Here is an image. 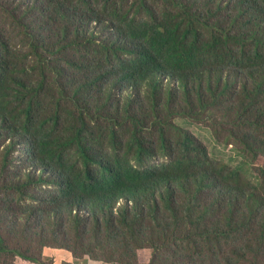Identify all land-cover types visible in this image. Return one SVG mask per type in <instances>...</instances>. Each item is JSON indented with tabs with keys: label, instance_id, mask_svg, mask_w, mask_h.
Listing matches in <instances>:
<instances>
[{
	"label": "trees",
	"instance_id": "trees-1",
	"mask_svg": "<svg viewBox=\"0 0 264 264\" xmlns=\"http://www.w3.org/2000/svg\"><path fill=\"white\" fill-rule=\"evenodd\" d=\"M241 1L0 0V264H264V0Z\"/></svg>",
	"mask_w": 264,
	"mask_h": 264
},
{
	"label": "rangeland",
	"instance_id": "rangeland-1",
	"mask_svg": "<svg viewBox=\"0 0 264 264\" xmlns=\"http://www.w3.org/2000/svg\"><path fill=\"white\" fill-rule=\"evenodd\" d=\"M191 1H195L197 2L198 5H203L204 0H191ZM218 1L221 6H225V4L227 3H232L235 2L236 0H216ZM240 3H243L241 0H237ZM171 83V85H174L176 88L172 89L169 93V95L167 96V98L165 100H167L168 102H172L174 104L175 108H179L183 105L184 100L186 99L182 93L180 92L179 89V83L170 81L169 79H165L164 78V85H169ZM251 84V80L249 78H238L235 79L234 81V89L231 90L232 93V99H231V103L233 105H236L238 103H241V98L244 97L245 92H243V87L246 86L247 89H249V86ZM176 89H179V93H176ZM193 93V89L192 86L190 85V96H192ZM192 109H194V106H192ZM140 111L143 112V110L141 109ZM163 121L164 124L163 125H159L156 126V129L162 130L165 134L168 135H172L173 133L176 132V128L175 126L171 123V119L170 118H166L165 120H160ZM158 122V121H157ZM252 124H255V119L253 117H251L250 119V125L249 127L253 128L255 130V132L257 133V128L261 129L262 127H264V122H258V124L256 126H253ZM183 125L187 126L189 131L202 143V145L207 149L208 155L210 157V159L212 160H218V161H222L224 163L227 162H231L228 164H232L235 166H240L242 167L243 170H247L250 172H258V169L260 167V162L258 163H248L246 162L247 159L241 157L231 146L229 145H219L214 141V137L212 136L211 132L200 125H187L186 123H184ZM252 131V129H251ZM2 133V132H0ZM142 135H140L141 137ZM17 151L14 154V166L15 167H19L21 169H26V170H30L33 168V166L30 164V162L28 161V154H27V149H28V144H26V141L23 140H17ZM1 150V149H0ZM154 163V162H153ZM203 176V182L204 184H209V181L211 180V178L213 177L211 173H205L202 175ZM211 186H213V182L210 183ZM263 196H264V191L262 192ZM204 198H201L200 200L203 201ZM211 199V198H210ZM157 201H159V199H157ZM200 201V202H201ZM263 207H264V203H263ZM247 219L249 220V222L253 223L255 222V218H252L247 215ZM243 237V235H241ZM52 249V248H51ZM56 249V248H53ZM55 251H61L64 252L65 250H55ZM150 250H142L138 252V259L140 262L142 263H147L149 258H150ZM69 255H63L60 253H56L54 256H47L42 254L41 258L45 261H51L52 264H101L98 261H93V260H89L88 258H83L81 259L79 262L78 260H76L75 258H73V256H71L70 253H68ZM62 255L61 258L57 259V257H60ZM251 262V261H248Z\"/></svg>",
	"mask_w": 264,
	"mask_h": 264
},
{
	"label": "crops",
	"instance_id": "crops-1",
	"mask_svg": "<svg viewBox=\"0 0 264 264\" xmlns=\"http://www.w3.org/2000/svg\"><path fill=\"white\" fill-rule=\"evenodd\" d=\"M50 254H51V256L56 257V255H55V251H51V250H50ZM63 255H69V254H67V253H63ZM61 257H62V255H61L60 257H57V259H59V258H61ZM15 264H27V263H25V262H23V261H20V260H17Z\"/></svg>",
	"mask_w": 264,
	"mask_h": 264
}]
</instances>
